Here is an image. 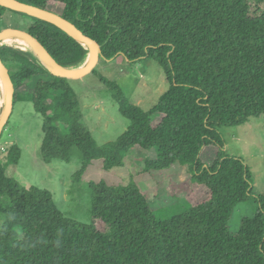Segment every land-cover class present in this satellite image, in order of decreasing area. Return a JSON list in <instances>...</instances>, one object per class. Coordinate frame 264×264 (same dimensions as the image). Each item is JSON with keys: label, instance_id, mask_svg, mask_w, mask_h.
Listing matches in <instances>:
<instances>
[{"label": "trees", "instance_id": "trees-1", "mask_svg": "<svg viewBox=\"0 0 264 264\" xmlns=\"http://www.w3.org/2000/svg\"><path fill=\"white\" fill-rule=\"evenodd\" d=\"M20 1L46 9L51 1L63 4L62 15L100 45L105 59H152L169 83L144 111L115 82H105L130 124L99 145L69 80L31 53L0 46L6 64L20 65L11 74L16 91L35 80L28 98L43 118V160H68L77 148L82 164L73 177L80 180L95 161L109 170L122 167L134 147L154 149L143 172L186 166L204 196L161 220L133 177L127 184L100 181L89 184L90 223H80L63 215L50 191L25 188L6 174L21 156L14 143L0 158V264H264V194L253 191L244 161L226 153L221 132L264 115V0ZM5 9L0 5V16ZM28 30L63 66L88 52L45 20L34 18ZM209 147L215 150L210 165L201 157ZM245 203L255 215L231 232L233 210Z\"/></svg>", "mask_w": 264, "mask_h": 264}, {"label": "rangeland", "instance_id": "rangeland-1", "mask_svg": "<svg viewBox=\"0 0 264 264\" xmlns=\"http://www.w3.org/2000/svg\"><path fill=\"white\" fill-rule=\"evenodd\" d=\"M63 8L59 2L49 3V9L57 14H62ZM34 18L29 13L6 8L0 16V30L8 27L28 30ZM3 45L2 41L0 46ZM31 54L41 63L38 57ZM7 66L11 74L20 69V65L13 62H8ZM68 80L79 98L82 120L99 145L116 140L130 124L119 112V106L105 82H115L127 99L144 111L152 109L169 86L163 68L156 61L144 57L131 62L122 55L110 60L100 58L91 73ZM34 84L35 80H26L23 89L16 91L15 88L17 98L0 137V158L3 159L11 144H17L21 149L19 162L9 166L6 174L25 188L50 191L65 217L90 223L92 196L89 184L100 181L127 184L133 177L145 192L155 216L161 220L184 213L190 203L204 196V191L191 184V174L186 166L175 164L167 170L143 172L146 158L156 157L154 149L144 151L134 147L122 167L109 170L101 168V163L95 161L87 167L80 180L73 177L82 164V155L77 148L69 150L68 160L54 159L46 163L40 149L43 118L34 110L28 98ZM4 105L5 101L1 98L2 110ZM221 132L226 153L244 161L252 175L253 191L264 194V115L252 117L236 127H224ZM214 153L213 147L205 148L201 154L202 160L208 165L212 164ZM254 215L253 204L238 205L229 219V230L238 232L241 220L251 219ZM97 225L100 229L104 228L102 223Z\"/></svg>", "mask_w": 264, "mask_h": 264}, {"label": "water", "instance_id": "water-1", "mask_svg": "<svg viewBox=\"0 0 264 264\" xmlns=\"http://www.w3.org/2000/svg\"><path fill=\"white\" fill-rule=\"evenodd\" d=\"M0 5L8 9L29 13L31 15H34L35 18H39L47 22H50L56 25L57 27H59L61 30H63L68 36L77 40L84 47H85L84 43H86L91 48V58L87 66L80 71H71L69 69V66H63L59 64L55 60V58L48 52V50L44 47V45L36 37H34L29 32V30H22L18 28H10V27L3 28L0 30V41L2 38L10 34L23 37L31 46L33 51L37 55H39L49 66L53 67L55 69V72H52L48 67H46L45 65L44 66L49 71L56 74L57 76L64 77L67 79L81 78L91 73L92 70L96 67L99 59L104 58L101 53L100 45L95 40L87 36L84 32H82L81 29H79L73 23L68 21L62 14H57L50 9L34 6L22 2L20 0H0ZM0 76L2 78V81L6 89L5 105L0 114V137H1L3 128L12 112L13 103H14V91H15V86L11 79V73L9 72L7 64L2 60L1 57H0Z\"/></svg>", "mask_w": 264, "mask_h": 264}, {"label": "bare ground", "instance_id": "bare-ground-1", "mask_svg": "<svg viewBox=\"0 0 264 264\" xmlns=\"http://www.w3.org/2000/svg\"><path fill=\"white\" fill-rule=\"evenodd\" d=\"M2 41H3V44H5V45H9V46L18 48L20 50L33 53V55H35L36 57H38V59L41 60V63L43 65L48 67L52 72H55V69L53 67L49 66L39 55L35 54V52L31 48V46L28 44V42L23 37L10 34V35H7L4 38H2L0 43ZM84 45L87 46L88 49H90L89 50L90 54L88 51V55L86 54V56L79 63L74 64L72 66H69V69L71 71H80V70L84 69L87 66V64L89 63L90 58H91V48L86 43H84ZM5 91H6L5 85H4L2 78L0 76V92H1L2 101L3 100L5 101Z\"/></svg>", "mask_w": 264, "mask_h": 264}]
</instances>
